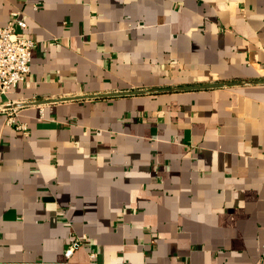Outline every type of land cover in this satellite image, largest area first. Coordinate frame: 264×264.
<instances>
[{
    "label": "crops",
    "instance_id": "0c3cea01",
    "mask_svg": "<svg viewBox=\"0 0 264 264\" xmlns=\"http://www.w3.org/2000/svg\"><path fill=\"white\" fill-rule=\"evenodd\" d=\"M15 9L35 46L0 102L28 103L0 109V264H264V0Z\"/></svg>",
    "mask_w": 264,
    "mask_h": 264
},
{
    "label": "built area",
    "instance_id": "2783aa9c",
    "mask_svg": "<svg viewBox=\"0 0 264 264\" xmlns=\"http://www.w3.org/2000/svg\"><path fill=\"white\" fill-rule=\"evenodd\" d=\"M24 28L26 22L21 17L20 11L16 9L10 12L6 24L0 25V102L26 79L30 71L31 50L35 46V40L21 34ZM8 122H14L12 111L9 113ZM16 128L27 134L24 123L17 122ZM83 238L74 237L66 247L64 255L69 257ZM260 255L264 256V240L261 243ZM89 256L95 257L96 253L90 251Z\"/></svg>",
    "mask_w": 264,
    "mask_h": 264
},
{
    "label": "water",
    "instance_id": "95a60500",
    "mask_svg": "<svg viewBox=\"0 0 264 264\" xmlns=\"http://www.w3.org/2000/svg\"><path fill=\"white\" fill-rule=\"evenodd\" d=\"M131 92H141V91H131ZM128 93L127 91H121V92H116V93H110V95H117V94H126ZM28 103H24V102H11V103H0V109L2 108H11V107H16V106H20V105H25Z\"/></svg>",
    "mask_w": 264,
    "mask_h": 264
}]
</instances>
